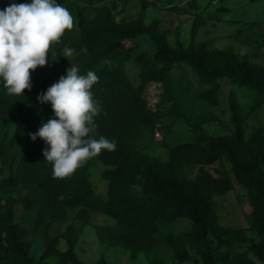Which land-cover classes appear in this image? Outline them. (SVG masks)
I'll return each mask as SVG.
<instances>
[{"label":"rangeland","instance_id":"374dc122","mask_svg":"<svg viewBox=\"0 0 264 264\" xmlns=\"http://www.w3.org/2000/svg\"><path fill=\"white\" fill-rule=\"evenodd\" d=\"M62 4L73 27L51 44L48 60L73 61L81 74L98 75L92 88L101 104L96 137L114 140L116 148L102 150L70 176L53 178L44 162L47 145L29 135L53 116L50 102L37 100L50 85L27 95L20 109L0 96V264H25L24 253L34 264H207L183 208L119 199L124 190L113 191L111 175H118V150L129 157L130 176L153 174L191 195V183L202 184L212 210L207 238L213 264H264L252 226L253 193L237 181L228 154L210 141L237 139L240 128L244 161L264 172V98L223 78L213 104L207 99L213 84L189 64L177 63L162 77L155 59L159 40L172 51L197 53L208 68L264 72V0ZM125 31L133 32L122 39L128 55L95 58ZM65 46L72 49L68 58ZM184 144L190 147L177 149ZM224 181L229 185L220 193Z\"/></svg>","mask_w":264,"mask_h":264},{"label":"clouds","instance_id":"9594fccd","mask_svg":"<svg viewBox=\"0 0 264 264\" xmlns=\"http://www.w3.org/2000/svg\"><path fill=\"white\" fill-rule=\"evenodd\" d=\"M72 27L70 11L58 0L12 2L0 9V85L5 92L24 95L25 89L31 90L30 70L49 63L50 45ZM63 53L68 58L72 49L65 46ZM98 80L93 70L81 74L71 62L66 74L37 96L41 104L50 102L53 116L29 135L33 141L42 138L47 145L42 151L53 178L70 176L102 150L116 148L114 140L96 137L95 117L101 104L92 88Z\"/></svg>","mask_w":264,"mask_h":264},{"label":"trees","instance_id":"16d2710c","mask_svg":"<svg viewBox=\"0 0 264 264\" xmlns=\"http://www.w3.org/2000/svg\"><path fill=\"white\" fill-rule=\"evenodd\" d=\"M63 1L64 0H58L61 4ZM12 2L19 4L25 3L27 0H0V9L5 8V6ZM130 34H133V32H122L121 37L112 42L107 48L96 51L95 58L102 54H105L109 59L123 58L128 55L130 49L126 48L122 39ZM157 46L158 53L155 59L162 65L159 74L165 77L175 64L180 62L189 64L203 81L213 84L211 89L207 91V99L213 104L218 102L219 86L216 83L223 78H227L236 84L250 86L264 98V72L251 74L240 72L235 67L208 68L204 64L202 58L191 50L172 51L159 40H157ZM71 62L74 63L73 61L59 59L49 61L45 66H38L34 71L30 70L32 82L31 90L25 89L24 95H9L5 92L3 86L0 85V96L9 97L11 99V104L20 109L23 99L27 95L39 91V89L46 85H51L56 77L57 71L61 68L70 67ZM210 141L216 149L228 154L237 181L246 186L253 193V199L251 201L253 207L252 226L259 238L257 246L258 255L264 260V172L262 170L256 171L244 161L240 148V144H243L240 128L238 130L237 139L211 138ZM188 147L190 146L184 144L179 145L177 149L184 150ZM116 153L119 155V162H121V164L117 170L118 175H111L114 188L113 191L117 187L124 190L123 196L119 199H122L121 201L144 200L158 206L183 208L184 213L193 221L200 234V238L205 247L206 263L213 264V254L207 238L209 230L207 217L211 215L212 210L207 202L202 184L200 182L191 183V195L186 194L174 181H165L153 174L140 172L139 176H130L127 171V165L129 163L128 155L120 150ZM85 167L86 162L82 168ZM137 185L139 187H136ZM225 185H229L227 181L222 182L221 186H219L220 193H223L227 189L228 186ZM52 249L53 247L50 245L41 256V261H44L51 254ZM22 256L25 264H34L31 256H28L26 253L22 254Z\"/></svg>","mask_w":264,"mask_h":264},{"label":"built area","instance_id":"2783aa9c","mask_svg":"<svg viewBox=\"0 0 264 264\" xmlns=\"http://www.w3.org/2000/svg\"><path fill=\"white\" fill-rule=\"evenodd\" d=\"M117 1V0H116Z\"/></svg>","mask_w":264,"mask_h":264}]
</instances>
